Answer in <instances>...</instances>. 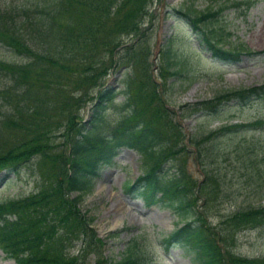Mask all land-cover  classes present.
I'll return each instance as SVG.
<instances>
[{
    "label": "trees",
    "instance_id": "obj_1",
    "mask_svg": "<svg viewBox=\"0 0 264 264\" xmlns=\"http://www.w3.org/2000/svg\"><path fill=\"white\" fill-rule=\"evenodd\" d=\"M151 2H2L0 46L25 60L0 59V171L16 170L34 159L38 178L35 191L0 201V250L14 264H140L130 249L117 260L103 256L101 240L90 226L92 217L77 206L99 170L113 166L121 148L135 150L144 169L132 183L123 185L124 192L147 206L168 208L180 224L162 238L164 248L185 245L199 264H264V257L238 256L229 249L238 231L264 224V204L234 210L212 224L209 206L226 195L227 187L218 171L202 162L208 159L213 164L223 156L214 144L217 137L262 129L264 119L221 125L199 136L184 132L162 90L186 71V61L173 53L168 41L160 49L159 81L151 75L142 26ZM244 5L247 8L248 1ZM224 6L178 12L194 27L211 57L234 63L241 52H252L225 46L229 33L213 25ZM131 36L132 41L124 40ZM113 64L130 70L120 91L125 113L99 131L101 114L117 94L103 87ZM259 97H264V82L227 90L192 106L206 113L229 100ZM87 104L91 119L86 125L79 108ZM56 137H61L58 144ZM235 153L245 177L264 183L255 149L241 144ZM191 154L201 164L199 181L186 170V157ZM72 192L76 195L70 197ZM91 254L92 263L85 262Z\"/></svg>",
    "mask_w": 264,
    "mask_h": 264
},
{
    "label": "rangeland",
    "instance_id": "obj_2",
    "mask_svg": "<svg viewBox=\"0 0 264 264\" xmlns=\"http://www.w3.org/2000/svg\"><path fill=\"white\" fill-rule=\"evenodd\" d=\"M4 1L17 4L26 0H0V6ZM246 1L249 3L247 8L244 5ZM219 6L224 7L215 17L213 25L221 26L229 33L225 46L235 49L242 46L252 52H241L239 60L234 63L211 57L195 35L194 27L178 12L182 13L187 8L188 11H213ZM142 26L146 28L149 47L148 68L157 81L162 45L170 41L173 53L186 61V71L162 93L167 106L175 112L176 121L184 126L188 136H199L221 125L264 119V97L244 102L229 100L215 111L206 113L194 111L192 106L218 93L264 82V0H152ZM133 38L126 37L124 40L130 42ZM0 59L7 62L25 60L4 46H0ZM128 72L130 70L124 65L113 64L104 76L103 87H111L117 94L101 114L99 131L112 126L125 113L120 91ZM88 107L91 105L79 108L81 122L86 124L91 119ZM180 113L184 114L183 118L179 117ZM60 141L61 137L54 139L55 144ZM214 144L223 152V156L213 164L208 163V159L202 162L206 168L218 171L227 189L221 200L209 206L208 220L212 224L234 210L264 204V183L260 180L250 182L245 177V170L235 153L241 144L251 146L259 154L257 164L264 170V128L226 133L217 137ZM113 161V166L99 170L92 188L81 195L77 204L81 212L92 217L90 225L102 240L101 254L117 260L130 249L139 257L140 264H199L185 245L174 244L164 248L162 238L176 226V217L169 209L157 204L147 206L140 198L124 192L123 185L132 183L144 171L139 154L132 149L122 148ZM185 166L191 177L197 181L202 179L201 164L199 166L194 154L186 157ZM37 188L34 159L16 170L0 172V201L25 196ZM74 195L76 193L72 192L70 197ZM229 249L238 256L264 257V224L238 231ZM93 259L91 254L85 262L92 263ZM0 264H13V261L0 251Z\"/></svg>",
    "mask_w": 264,
    "mask_h": 264
},
{
    "label": "water",
    "instance_id": "obj_3",
    "mask_svg": "<svg viewBox=\"0 0 264 264\" xmlns=\"http://www.w3.org/2000/svg\"><path fill=\"white\" fill-rule=\"evenodd\" d=\"M154 56H155V54H154Z\"/></svg>",
    "mask_w": 264,
    "mask_h": 264
}]
</instances>
